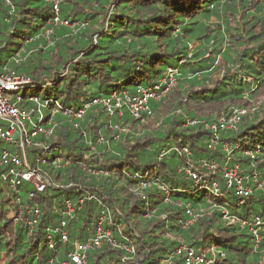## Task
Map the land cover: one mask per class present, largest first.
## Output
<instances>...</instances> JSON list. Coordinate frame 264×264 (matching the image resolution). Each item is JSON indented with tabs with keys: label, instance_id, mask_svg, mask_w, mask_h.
<instances>
[{
	"label": "trees",
	"instance_id": "trees-1",
	"mask_svg": "<svg viewBox=\"0 0 264 264\" xmlns=\"http://www.w3.org/2000/svg\"><path fill=\"white\" fill-rule=\"evenodd\" d=\"M52 3L0 0V74L29 81L17 92L23 105L37 97L62 108L43 110L51 134L25 145L29 168L49 181L43 193L26 182L10 189L0 165V264H60L94 235L102 213L115 245L88 252L86 264H184L177 251L185 248L207 250L212 264H264V226L258 243L248 226L264 219V190L251 183L250 200L238 205L223 179L225 167L237 166L264 180V0H64L58 17L72 27L52 25ZM168 68L173 87L138 118L124 106L111 116L96 103L158 85ZM85 105L72 128L63 110ZM233 108L254 111L236 130L218 132L209 150L214 135L204 124ZM222 144L238 147L227 155ZM2 145L0 153L14 151ZM67 201L72 214L64 218ZM30 208L40 213L33 228ZM62 220L67 242L54 252L46 236L57 240Z\"/></svg>",
	"mask_w": 264,
	"mask_h": 264
},
{
	"label": "built area",
	"instance_id": "built-area-1",
	"mask_svg": "<svg viewBox=\"0 0 264 264\" xmlns=\"http://www.w3.org/2000/svg\"><path fill=\"white\" fill-rule=\"evenodd\" d=\"M64 0H53L52 11L55 15L53 19V26L72 27L67 21H62L58 17L59 6ZM50 31H45V38L48 39ZM174 70L171 68L167 69L166 77L159 82L158 85H152L148 87L138 86L136 93L133 96H129L127 93L123 94L120 98L116 94L110 96L109 99L97 101L105 110L112 116H121V108L124 106L133 118H138L141 114L148 112V102L150 100L158 101L165 94L169 92L173 87L174 81ZM29 84V81L24 78L17 77L13 72H7L0 74V141L6 143L14 151H2L0 153V165L9 168V174L11 179L9 181L10 189L17 191L24 182L32 185L33 189L37 193H43L46 187L49 185V181L39 174L38 169H30L26 160L25 145L30 146L31 141L38 135L48 137L52 129H46L43 123L46 121L44 117V111H49L51 114L57 113L62 108L58 106L49 107L48 103H42L37 97H29L26 100V104L23 105L22 99L19 97L17 92L22 87ZM95 104V102H93ZM89 105H85L80 109L63 110L62 114L68 118V124L74 128H79V121L84 118L85 113ZM254 109L249 110L248 108L233 109L231 113L219 120L214 124H204V126L214 136L211 138L208 149L213 150L217 140V133L220 131L236 130L241 120L251 114ZM196 121H189L187 125H194ZM13 134H18L19 140L12 139ZM85 138V134H83ZM90 143V142H89ZM103 140L99 139V144H102ZM238 145L231 146L229 144H222L223 152L229 154L233 148H237ZM184 153H187L184 150ZM250 158H253L251 153H245ZM37 162H43L40 158ZM54 166L61 164V159L56 158L52 163ZM202 166L208 170H214V163L202 162ZM82 170H85L82 166ZM184 176L193 181L194 184L199 185L200 179L196 172L191 169L182 170ZM93 175L92 171L90 172ZM223 179L227 184L228 188L234 191L235 196L238 199V205H245L253 194L251 183L256 184V188L264 190V180H258L256 177L246 178L241 175L240 170L237 166L223 169ZM206 189L216 190L215 183L211 186L205 184ZM164 190V189H163ZM21 212L15 217L16 220H21ZM26 214L29 216L27 225L29 228H33L37 220L40 217L39 210L37 208L27 209ZM72 208L70 203L65 202V209L62 215L64 218L71 217ZM189 214V212H187ZM12 217L13 213H9ZM14 216V215H13ZM106 216L102 213V216L97 222L95 233L92 237L87 238L81 243H77L73 250L68 253L66 259L60 264H86L87 253L93 250L100 249L104 242L115 245V242L110 239V233L105 230L104 223ZM66 226L65 220L60 223V229H57L58 239L55 240L52 232L48 229L46 236L47 245L50 250L57 252V247L65 245L67 242V234L64 230ZM249 231L255 239V242L260 241L259 232L264 226V219L256 218L253 223L249 224ZM123 250L127 253L131 252L132 249L129 245H123ZM181 250L184 252V264H212V261L207 259V250L202 248H185L177 251V255L180 254Z\"/></svg>",
	"mask_w": 264,
	"mask_h": 264
},
{
	"label": "rangeland",
	"instance_id": "rangeland-1",
	"mask_svg": "<svg viewBox=\"0 0 264 264\" xmlns=\"http://www.w3.org/2000/svg\"><path fill=\"white\" fill-rule=\"evenodd\" d=\"M22 92H23V91H20L19 93L22 94ZM43 93H44V90L40 92V95H42ZM233 109H234V108H233ZM233 109H231V111H232ZM248 109L251 110V109H254V108H248ZM231 111H230V113H231ZM230 113H229V114H230ZM229 114H228V115H229ZM228 115H227V116H228ZM223 118H224V117H223ZM221 119H222V118H221ZM221 119H219V120H221ZM219 120H218V121H219ZM218 121H217V122H218ZM16 138L19 140V136H18V134H13V135H12V139H16ZM1 148H9V145L6 144V143H3V145L1 146ZM11 149H12V147H11Z\"/></svg>",
	"mask_w": 264,
	"mask_h": 264
}]
</instances>
